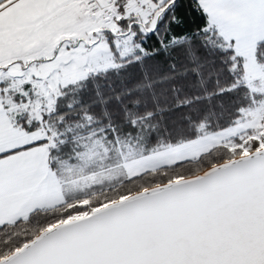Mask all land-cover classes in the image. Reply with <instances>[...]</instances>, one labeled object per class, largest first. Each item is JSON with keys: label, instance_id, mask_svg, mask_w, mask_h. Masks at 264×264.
<instances>
[{"label": "snow or ice", "instance_id": "6c2138e0", "mask_svg": "<svg viewBox=\"0 0 264 264\" xmlns=\"http://www.w3.org/2000/svg\"><path fill=\"white\" fill-rule=\"evenodd\" d=\"M192 4L177 32V0H0V264H264V0ZM183 58L232 99L175 141L143 146L155 94L124 108L135 138L68 101L102 68L152 90Z\"/></svg>", "mask_w": 264, "mask_h": 264}, {"label": "trees", "instance_id": "16d2710c", "mask_svg": "<svg viewBox=\"0 0 264 264\" xmlns=\"http://www.w3.org/2000/svg\"><path fill=\"white\" fill-rule=\"evenodd\" d=\"M177 3L182 6H178L176 14L183 20L181 27L176 29L177 32L191 31L193 27L198 26V24L192 23L197 18H199V23L204 22L205 16L202 11H196L195 15L193 14L192 0H177ZM146 63L150 68V78L153 80L156 76L171 71L167 67V62L164 66H154L151 61H146ZM185 66L191 68L192 65L186 58H183L177 62L175 79L156 82L153 84L152 90L146 87H135L141 79L140 75L136 73L131 78L128 75L129 71L135 72V69L121 70L119 75L113 72L103 75L106 71L104 70L101 71V75L89 78L81 90L75 91L68 97V101L76 106L77 111L80 110L81 106L86 107L97 118L92 122L93 127L101 128L111 134V129L105 127L110 122L116 126L121 135L125 137L131 135L135 138L138 134L137 128H133L130 121L124 119V108L135 107L137 112L153 109L155 104L152 102V95L155 94L157 102L166 107L162 111L154 112L150 118V123L155 124V127H150L142 133L143 146L151 147L161 138L175 141L180 137L192 134L186 116H190L193 120H199L205 114H208L209 120L220 118L221 113L229 108L232 99V94L227 91L222 94L217 93L216 89L227 83L228 77L222 73L210 75L214 72L215 65L205 63L200 70L199 77L191 71L181 74ZM177 84L183 85L176 93L178 97L199 98L193 99L186 105H177L171 90L172 85ZM127 89H131V92L125 94ZM206 92L213 94L206 96ZM117 94H120L119 101L116 99ZM136 96H140L142 101L146 100L147 103H141L137 106L128 103ZM139 127L142 128V126Z\"/></svg>", "mask_w": 264, "mask_h": 264}, {"label": "rangeland", "instance_id": "374dc122", "mask_svg": "<svg viewBox=\"0 0 264 264\" xmlns=\"http://www.w3.org/2000/svg\"><path fill=\"white\" fill-rule=\"evenodd\" d=\"M100 71H104V69L102 68Z\"/></svg>", "mask_w": 264, "mask_h": 264}]
</instances>
